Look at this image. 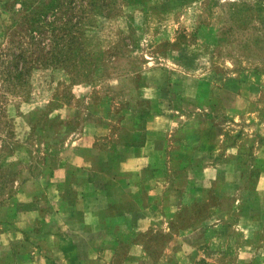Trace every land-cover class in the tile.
Instances as JSON below:
<instances>
[{
	"label": "rangeland",
	"instance_id": "374dc122",
	"mask_svg": "<svg viewBox=\"0 0 264 264\" xmlns=\"http://www.w3.org/2000/svg\"><path fill=\"white\" fill-rule=\"evenodd\" d=\"M159 113L168 134L195 114L207 143L218 137L193 162L200 176L181 179L201 201L172 220L146 213L135 261L82 232L63 255L72 223L59 196L64 210L87 206L79 188L95 172L83 160L105 165ZM1 231L0 264H90L91 241L101 264H264V0H0Z\"/></svg>",
	"mask_w": 264,
	"mask_h": 264
},
{
	"label": "crops",
	"instance_id": "0c3cea01",
	"mask_svg": "<svg viewBox=\"0 0 264 264\" xmlns=\"http://www.w3.org/2000/svg\"><path fill=\"white\" fill-rule=\"evenodd\" d=\"M194 88L196 89V95L200 89V80ZM206 98L210 101L213 100L210 95H206ZM197 110L202 111L200 108H197ZM155 117L160 118V113L154 114L143 125V139H137L129 144L117 145L112 151L104 152L105 165L92 162L90 158L88 160L82 159L83 164L88 163L90 168H94L95 176L87 178L86 184L79 186L81 196L78 201L81 200V203L84 204L85 202V205L87 204L81 210L78 207L75 208V206H72L71 211L64 210L62 205L63 196H59L61 200L58 208L61 212L66 211L62 219L72 223L71 226L66 227L67 233L61 235L71 241L58 239L63 243V247H58L63 255H69L70 252H77V249H80L77 239L82 232L83 234L93 235L92 238L100 237L101 242H103L99 245V243L95 244L91 241L88 250L86 246L84 247L85 252L88 253L87 257H89L90 264H101L100 258L96 255L99 250L97 251L95 246L99 245L101 248L106 249L107 244H110L107 247L108 249L119 243L127 246V253L121 262L135 261L138 258L132 253V248L134 245H141L143 248L144 246L142 243H133L129 240L133 236L153 228L140 229L138 227V223L145 217L146 213H149V215L154 214L151 218L172 220L189 204L201 201L202 194L193 195L182 189L184 183L181 182V179L185 178L187 172L192 173L194 176H200L203 167L201 164L196 166L193 162L198 164V155L202 154L203 149L206 148L205 145H212L217 142L218 137L214 134L215 141L207 143V134H209L207 127L202 123L200 124V122L198 123L199 128L195 127L196 123L193 121V117H186V123L180 126L183 128V136L177 137L179 121H175L176 127L171 130L173 134H168L163 131V128L153 124ZM171 121L174 122L173 119ZM197 131L199 133L194 136L192 133ZM171 136H174V139H171ZM191 137L195 138L194 141ZM145 170L149 174L145 175ZM168 177L170 179L173 177L171 182H169ZM160 189H163V191ZM172 190L174 191L173 195L168 194ZM78 201L72 203L78 204ZM123 203L129 205L130 209L128 211H121L115 215L106 211L109 205L112 206L110 209H117ZM60 204L62 205L61 208ZM161 204L163 205L158 208ZM86 215H89L90 218L87 219ZM95 220L97 221L95 222ZM108 220H112L114 223L107 225L106 221ZM123 221H128L131 228L128 230L122 228L120 223ZM117 225L118 227H116ZM74 226L79 227V229L75 230ZM3 232L5 231H1L0 234H3ZM12 248V245H9L8 251H12ZM113 249L115 251L116 247ZM22 257L23 259H21ZM22 257L15 255V258H20L18 264H32V260H25L24 255ZM16 262L18 261L13 260V263ZM43 264L49 263L46 261Z\"/></svg>",
	"mask_w": 264,
	"mask_h": 264
},
{
	"label": "trees",
	"instance_id": "16d2710c",
	"mask_svg": "<svg viewBox=\"0 0 264 264\" xmlns=\"http://www.w3.org/2000/svg\"><path fill=\"white\" fill-rule=\"evenodd\" d=\"M21 59H22V63L19 64V65H15L14 66V68L16 70V77H17V79H20L22 77L23 73L25 72L24 71L25 70V65L24 64H26V62H24L23 56H21ZM9 79H10V76H9Z\"/></svg>",
	"mask_w": 264,
	"mask_h": 264
}]
</instances>
